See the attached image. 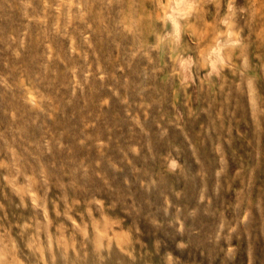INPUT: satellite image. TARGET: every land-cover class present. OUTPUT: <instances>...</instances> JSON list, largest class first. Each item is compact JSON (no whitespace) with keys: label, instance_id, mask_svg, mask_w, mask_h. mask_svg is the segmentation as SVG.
I'll return each instance as SVG.
<instances>
[{"label":"rangeland","instance_id":"rangeland-1","mask_svg":"<svg viewBox=\"0 0 264 264\" xmlns=\"http://www.w3.org/2000/svg\"><path fill=\"white\" fill-rule=\"evenodd\" d=\"M0 264H264V0H0Z\"/></svg>","mask_w":264,"mask_h":264}]
</instances>
